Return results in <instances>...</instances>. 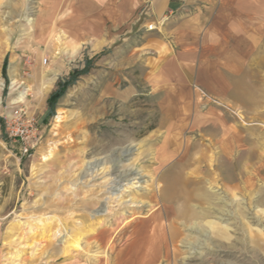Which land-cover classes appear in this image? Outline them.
<instances>
[{
    "label": "rangeland",
    "instance_id": "rangeland-1",
    "mask_svg": "<svg viewBox=\"0 0 264 264\" xmlns=\"http://www.w3.org/2000/svg\"><path fill=\"white\" fill-rule=\"evenodd\" d=\"M64 1L0 0V264H228L260 257L255 247L264 233L254 227L264 231V217L257 203L232 201L226 170L213 183V154L199 153L210 141L199 136V105L184 114L176 98L149 85L145 65L152 59L137 32L142 11L124 0L119 18L108 10L100 26L102 11L71 14L60 8ZM259 44L253 63L264 65ZM25 56L33 60L25 79L29 115L42 135L28 155L2 118L16 98L10 87L23 77ZM89 62L48 115L50 97ZM244 223L253 226L249 233Z\"/></svg>",
    "mask_w": 264,
    "mask_h": 264
},
{
    "label": "crops",
    "instance_id": "crops-1",
    "mask_svg": "<svg viewBox=\"0 0 264 264\" xmlns=\"http://www.w3.org/2000/svg\"><path fill=\"white\" fill-rule=\"evenodd\" d=\"M64 3L60 8H68L71 14L80 9L102 11L96 21L102 26L108 10H115L119 18L124 0ZM133 3L142 11L137 32L154 60L149 65L147 58L145 65L149 85L176 98L183 113L190 114L199 105V136L210 139L199 145V153L213 154V183H220L221 171L223 175L226 170L223 184L232 201L255 202L264 217V65L253 63L264 41V0ZM149 24L155 25L153 31L147 29ZM252 227L244 223L242 232L249 233ZM254 229L264 233L262 227ZM249 244L242 246L249 249ZM255 248L260 257H242L228 264H264V244Z\"/></svg>",
    "mask_w": 264,
    "mask_h": 264
},
{
    "label": "built area",
    "instance_id": "built-area-1",
    "mask_svg": "<svg viewBox=\"0 0 264 264\" xmlns=\"http://www.w3.org/2000/svg\"><path fill=\"white\" fill-rule=\"evenodd\" d=\"M147 29L153 31L154 24H149ZM47 59L44 60L46 64ZM33 60L25 56L23 77L11 83L10 89L15 93V100L12 101L2 115L6 124V132L10 139L21 146L22 155H28L42 138L40 126L35 117L29 115L27 99L31 96V87L25 80L32 71Z\"/></svg>",
    "mask_w": 264,
    "mask_h": 264
},
{
    "label": "trees",
    "instance_id": "trees-1",
    "mask_svg": "<svg viewBox=\"0 0 264 264\" xmlns=\"http://www.w3.org/2000/svg\"><path fill=\"white\" fill-rule=\"evenodd\" d=\"M91 62L88 63V65L86 66L85 71L83 72H75L73 77H71L68 81H65L61 87H60V91L56 92L55 94H53L50 99H49V113L48 115H52L54 114V107L56 105L57 100L64 94L65 90L72 86L76 81L77 78L83 74H86L89 72V70L91 69ZM7 65V64H6ZM6 65L4 66V72H6Z\"/></svg>",
    "mask_w": 264,
    "mask_h": 264
},
{
    "label": "bare ground",
    "instance_id": "bare-ground-1",
    "mask_svg": "<svg viewBox=\"0 0 264 264\" xmlns=\"http://www.w3.org/2000/svg\"><path fill=\"white\" fill-rule=\"evenodd\" d=\"M31 21H33V20H30L29 19V22H31ZM51 88V86H47L46 87V91L48 92L49 91V89ZM156 222H158V225H156V228H158L159 226H160V231H159V233H160V241L163 243L165 240H166V236H165V231H164V229H162L161 228V224L159 223L160 221L159 220H157ZM171 233L174 235L175 234V231H171ZM58 235V234H57ZM57 235H55V236H57ZM74 243H75V245L74 246H72L74 249H79V243H80V239H77V240H75L74 241ZM149 243H152V238H150V239H148V242L146 243V244H148V246L149 245H151V244H149ZM162 243H161V245H162ZM147 246V247H148ZM157 250H158V247L156 248ZM160 249V248H159ZM71 250V249H70Z\"/></svg>",
    "mask_w": 264,
    "mask_h": 264
}]
</instances>
